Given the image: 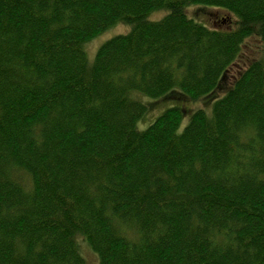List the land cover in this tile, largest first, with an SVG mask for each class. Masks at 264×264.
Listing matches in <instances>:
<instances>
[{"label": "trees", "instance_id": "trees-1", "mask_svg": "<svg viewBox=\"0 0 264 264\" xmlns=\"http://www.w3.org/2000/svg\"><path fill=\"white\" fill-rule=\"evenodd\" d=\"M142 97L177 107L139 131ZM79 241L97 264H264V0H0V264H87Z\"/></svg>", "mask_w": 264, "mask_h": 264}, {"label": "rangeland", "instance_id": "rangeland-1", "mask_svg": "<svg viewBox=\"0 0 264 264\" xmlns=\"http://www.w3.org/2000/svg\"><path fill=\"white\" fill-rule=\"evenodd\" d=\"M185 14L188 18L195 21V23H201L206 28H210L212 30H221V31H230L232 29H235L236 25V19L234 16H232L230 13L228 14L224 10L221 9H214L210 7H191L186 9ZM163 16L162 13H156L153 14V16L150 17V20H159ZM198 21V22H197ZM200 24V25H201ZM129 29L128 27L124 25H118L110 29L107 33H104L103 35L99 36L98 38H95L88 42V44L85 47V52L88 57V61L91 63L95 57L96 51L99 49L101 45H103L105 42L109 41L111 38L116 36H121L124 34H128ZM241 53L240 56L237 58L238 60L231 66V69L229 70V74L226 79L228 84H231L234 82L235 77H238L245 68H247L249 65H251L253 62L260 59V48H259V41L256 37L252 36L251 38H247L244 40L242 46H241ZM143 101H141V104L145 107L149 108V111H147L144 119H142L140 122L136 124V129L139 131L146 130L147 126L152 124L157 117L168 110L167 108L177 107V106H169L168 100H162L161 98H158L156 100L150 99L148 97H142ZM140 98V100H142ZM162 100V101H159ZM147 101L151 103H147ZM158 101V102H156ZM181 105H186V101ZM155 103V104H154ZM191 106V108L195 107H203L202 102L196 103V104H188ZM189 122V119H184L181 124V128L185 126ZM79 251L80 255L83 259H85V262L87 264H97L96 259L93 255V253L90 251L87 244H84L83 241H79ZM78 251V252H79Z\"/></svg>", "mask_w": 264, "mask_h": 264}]
</instances>
